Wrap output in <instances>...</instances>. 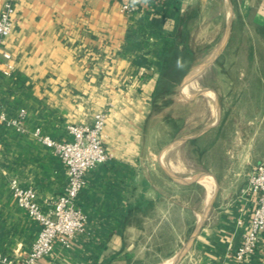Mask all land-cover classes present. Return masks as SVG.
Instances as JSON below:
<instances>
[{
    "label": "crops",
    "instance_id": "obj_1",
    "mask_svg": "<svg viewBox=\"0 0 264 264\" xmlns=\"http://www.w3.org/2000/svg\"><path fill=\"white\" fill-rule=\"evenodd\" d=\"M212 1L139 0L138 9L126 13L122 0H16L14 29L6 38L12 58L0 70V100L11 116L27 110L29 130L0 125V255L9 259L0 264H22L41 228L19 205L11 179L33 186L45 211L67 184L62 159L32 130L41 126L57 139H71L68 125L92 124L102 110L107 112L103 142L111 158L87 172L78 196L87 214L86 229L77 232L69 246L57 240L38 264L158 262L149 257L166 258L161 264L173 258L171 264H264V232L251 256L236 258L255 198L242 188L254 165L264 161L253 147L239 159L236 152L231 154L224 168L214 155L209 171L200 173L199 178L209 177L215 196L208 213L196 220L193 233L182 242L180 258L179 251L172 257L159 251L157 228L147 231V226L174 224V206L167 205L158 169L166 170L167 162H174L176 144L200 143L215 129L183 132L176 142L156 147L160 141L148 135V123L157 117V91L166 71L177 66L176 76L168 79L180 80L167 97L189 96L185 82L190 74L204 82L199 93L221 96L205 78L224 64L229 46L221 41L206 53V45L196 38L203 23L225 16L229 32L236 21L264 31V0H219L226 5L225 12H212ZM4 2L0 0V11ZM200 69L194 77L192 73ZM184 129L180 126L177 132ZM210 144L215 149L218 142ZM206 150L201 153L204 168ZM198 183L206 187L205 182Z\"/></svg>",
    "mask_w": 264,
    "mask_h": 264
},
{
    "label": "rangeland",
    "instance_id": "obj_2",
    "mask_svg": "<svg viewBox=\"0 0 264 264\" xmlns=\"http://www.w3.org/2000/svg\"><path fill=\"white\" fill-rule=\"evenodd\" d=\"M211 4L212 12L226 10V5L219 0ZM235 24L234 31L229 32L225 16L216 20L208 18L196 35L197 41L206 45V53L220 45L221 41H226L229 46L223 58L224 64L216 66L205 78L221 96H214V92L210 91L199 93L205 88L204 82L197 76L204 67L201 66L199 68L202 69L192 73L197 77L192 79L190 74L185 82L190 95L159 98L157 117L148 123L147 133L150 137L159 138L156 146L159 149L165 143L181 139L183 132L192 135L200 133L204 127H215L203 135L200 143L176 144L171 154L174 162H169L171 165L167 162L166 170L159 168L157 171V180L169 198L167 205L172 203L174 206L171 210L174 224L147 226V231L157 228L155 232L161 242L159 251L168 257L179 251L180 258L182 242H186L193 233L196 220L200 221L208 213L215 190L212 195L211 181L208 186V179L199 178V175L206 169L209 171L213 156L219 157L221 168H224L235 152L239 159L253 147L255 155H264V31L251 24L243 26L240 21ZM183 125L186 129L177 132V128ZM214 139L218 142L215 149L210 144ZM202 148L210 149L206 150V168L201 156ZM167 171L179 181H173ZM198 180L205 182L206 187ZM209 188L211 198L208 196ZM163 259L166 258H147L152 263L158 261L155 264H161Z\"/></svg>",
    "mask_w": 264,
    "mask_h": 264
},
{
    "label": "built area",
    "instance_id": "obj_3",
    "mask_svg": "<svg viewBox=\"0 0 264 264\" xmlns=\"http://www.w3.org/2000/svg\"><path fill=\"white\" fill-rule=\"evenodd\" d=\"M15 2L16 0H5L0 11V70L12 58L6 38L14 29ZM138 7L139 0H122L121 9L126 13H131ZM26 115L25 108H21L16 116L9 115L5 104L0 100V125L14 126L20 132H27ZM106 120L107 112L102 110L96 113L92 124H70L68 131L72 138L64 140L49 135L41 126L32 130L37 139L52 148L62 159L67 168V184L59 195L49 200L50 208L45 211L33 186L24 185L17 177L11 179V187L19 205L28 210L41 225L32 249L22 264H38L40 258L52 252L57 240L69 246L73 236L86 229L87 214L77 200L86 186L87 172L111 158L103 142ZM242 191L255 198L250 226L243 233V241L236 251V258L241 261L256 251L264 232V161L254 165ZM8 260L0 255V262Z\"/></svg>",
    "mask_w": 264,
    "mask_h": 264
},
{
    "label": "trees",
    "instance_id": "obj_4",
    "mask_svg": "<svg viewBox=\"0 0 264 264\" xmlns=\"http://www.w3.org/2000/svg\"><path fill=\"white\" fill-rule=\"evenodd\" d=\"M177 67V66H176ZM173 66L172 70L170 71L169 69L166 71L165 76L167 77L161 83H159V88H158V99L162 97H167L169 93H172L174 91V87L177 85V83L180 82V80H173V79H168L171 78L172 76H176V68ZM174 69V70H173Z\"/></svg>",
    "mask_w": 264,
    "mask_h": 264
},
{
    "label": "bare ground",
    "instance_id": "obj_5",
    "mask_svg": "<svg viewBox=\"0 0 264 264\" xmlns=\"http://www.w3.org/2000/svg\"><path fill=\"white\" fill-rule=\"evenodd\" d=\"M195 72H196V71H195ZM195 77H196V76H195ZM204 96H205V95H204ZM183 166H184V165H183ZM185 168H186V167H185ZM203 175H204V174H203ZM206 178L208 179V181H207V182H208V186L211 185L208 176H207ZM210 193H211V191H210V188H209V195H208V196H210ZM165 262H166V261H165Z\"/></svg>",
    "mask_w": 264,
    "mask_h": 264
}]
</instances>
